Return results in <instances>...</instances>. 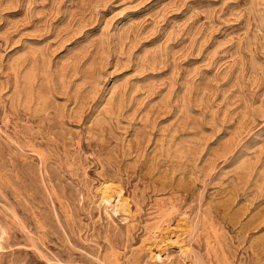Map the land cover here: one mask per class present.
Here are the masks:
<instances>
[{"label":"rangeland","instance_id":"rangeland-1","mask_svg":"<svg viewBox=\"0 0 264 264\" xmlns=\"http://www.w3.org/2000/svg\"><path fill=\"white\" fill-rule=\"evenodd\" d=\"M0 264H264V0H0Z\"/></svg>","mask_w":264,"mask_h":264},{"label":"bare ground","instance_id":"bare-ground-1","mask_svg":"<svg viewBox=\"0 0 264 264\" xmlns=\"http://www.w3.org/2000/svg\"><path fill=\"white\" fill-rule=\"evenodd\" d=\"M119 194H120V190L112 189L109 185L105 184L104 188H101V190H100V199L103 202L111 203V204L113 202L112 200H114L115 202L113 203V205L115 207L119 208L122 206V205L118 204V201L120 200Z\"/></svg>","mask_w":264,"mask_h":264}]
</instances>
